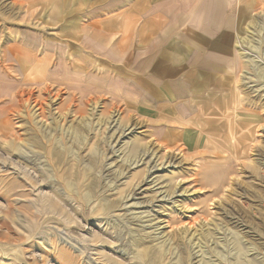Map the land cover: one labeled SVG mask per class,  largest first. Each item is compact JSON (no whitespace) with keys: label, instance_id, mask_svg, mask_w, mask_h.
I'll return each mask as SVG.
<instances>
[{"label":"rangeland","instance_id":"rangeland-1","mask_svg":"<svg viewBox=\"0 0 264 264\" xmlns=\"http://www.w3.org/2000/svg\"><path fill=\"white\" fill-rule=\"evenodd\" d=\"M134 4L204 91L148 99L86 47ZM145 246L264 264V0H0V264H141Z\"/></svg>","mask_w":264,"mask_h":264},{"label":"crops","instance_id":"crops-1","mask_svg":"<svg viewBox=\"0 0 264 264\" xmlns=\"http://www.w3.org/2000/svg\"><path fill=\"white\" fill-rule=\"evenodd\" d=\"M136 4L133 6L134 9L124 12L123 15L115 19L105 20L102 24L106 22L107 29L105 26H101L102 28L93 34L86 33V47L93 48L92 51L98 52L103 57L109 58L110 55L111 58H116V60L127 59L126 61L132 65L129 70L127 69L128 66H131L130 64H119L117 61L115 63H117V66L124 67L122 69L128 71V75H133L131 81L139 85L142 95L147 96L148 99L166 100L170 97L185 99L191 95L192 91L196 92L199 89L204 91V76H200L199 81L196 67H192V71L188 69L183 75L177 69L181 67V59L173 58V51L179 50L180 47L174 44L173 38L171 37V42H169V37H159L160 39L157 40V37L151 36L150 25L159 24L158 22H160V20H157L156 14L149 13L145 15L144 19L147 21L145 24H141L140 9H137ZM139 4L141 5V3ZM142 7L151 10L152 4L144 2ZM171 21L173 22V20ZM172 22H170V25H172ZM193 37H199V35L194 34ZM23 43L20 45L13 43L12 46H15L14 51L24 48ZM167 66L172 68V72L177 71L178 75L176 76L178 78L183 77L176 82V87L172 86L173 78L171 79L170 74L166 73ZM187 73L188 75L185 76ZM137 74L139 75L138 78ZM128 77L131 78L130 75ZM185 77L188 78L185 79ZM124 80L122 79V81Z\"/></svg>","mask_w":264,"mask_h":264},{"label":"bare ground","instance_id":"bare-ground-1","mask_svg":"<svg viewBox=\"0 0 264 264\" xmlns=\"http://www.w3.org/2000/svg\"><path fill=\"white\" fill-rule=\"evenodd\" d=\"M10 58L11 57H8L7 59H10ZM12 58H13V56H12ZM9 76H11V75L9 74ZM10 84H12L11 86L14 85L12 82H10ZM15 86L16 85L13 86L14 91H16L15 88L17 87V86L15 87ZM50 151H51V154L53 153L58 158L60 157L61 152H62V151L58 150L57 148H53ZM61 157L63 158L64 156L61 155ZM53 160H56V159H53ZM55 162H57V161H55ZM163 251L164 250L153 249L152 247L145 246L143 251H141V253L139 254V257H140L141 262H142L141 264H158L161 261L162 257H164V255H165V251L164 252Z\"/></svg>","mask_w":264,"mask_h":264}]
</instances>
